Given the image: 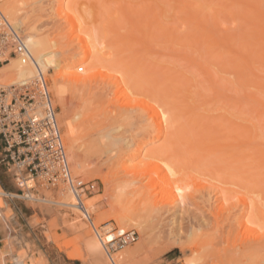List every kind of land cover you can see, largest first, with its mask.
<instances>
[{
  "label": "rangeland",
  "instance_id": "374dc122",
  "mask_svg": "<svg viewBox=\"0 0 264 264\" xmlns=\"http://www.w3.org/2000/svg\"><path fill=\"white\" fill-rule=\"evenodd\" d=\"M68 1L64 0V4ZM22 3L25 11L33 9L27 15L37 33L54 37L62 46L69 42L68 38L73 36L70 24L51 9L54 0H22ZM118 5H122L132 23H127L126 17L118 12L119 21H112L115 30L102 37L107 50H111L102 62L122 67L130 79L161 96L176 113L174 127L169 137L153 141V138L148 139L153 135L152 128L150 133L146 128L142 139V135H137L138 127L128 124L122 114H98L101 102L111 97L114 91L112 87L107 88L109 85L102 78L96 77L89 85L61 80L74 103L62 104L52 87L54 70L43 73L64 148L69 141L64 121L72 116L77 103L80 109L84 107L81 118L75 122L74 149L83 153L92 146L90 160L85 156H74L68 160L72 175L86 183L82 201L98 200V209L88 210L91 225L84 217L86 213L61 205V201L66 202L64 194L75 197L69 189L65 193L64 190L58 192V187L66 188L64 184L51 185L36 176V185L33 184L31 189L34 198H25L24 202L36 210L32 223L36 225L38 264H98L95 255L88 250L90 241L85 236L87 233L97 237L106 255L119 254L115 259L118 262L120 257V264H264L263 222H258L260 226L254 225L250 213L241 210L243 204L239 200L243 194L253 197V201L263 207L261 210L264 209V106L258 103L259 100L264 103V87H259L260 82H264V0H107L103 4L101 0H79L78 7L88 17L91 13L94 18H103L106 16L104 6L113 9ZM251 9L255 10L256 16L258 14L257 18ZM147 19L152 21L153 29L150 30L155 40L146 50L145 44L139 41L143 39L142 34L147 33ZM258 21L261 30L254 27ZM156 24L160 25L159 28H155ZM257 30L261 31V36L257 35ZM131 33L135 34L133 40ZM242 36L247 43L239 38ZM212 41L216 43L212 44ZM69 48L66 51L68 55L64 54L72 59H77L82 53V48ZM245 58H251L254 65L248 61L250 65L247 62L246 67L242 61ZM119 59L123 60L125 67L116 63ZM90 62L88 59L82 65ZM203 68H208L212 76L209 77ZM188 95L190 97H186ZM255 98L258 101L252 100ZM187 108L190 111L183 114ZM242 130L247 132L246 135ZM241 132L243 134L240 135ZM247 136L252 138L251 143H244ZM136 148L142 151L139 156L133 155ZM154 150H159L180 169L179 177H183L177 180L179 183H165L160 169L162 163L143 156V153ZM257 150L262 154L258 155ZM75 160L85 167L77 165ZM3 176L4 187H0V195L5 200L4 219L8 222L14 212L4 198L5 193L11 191L10 196H13L20 193V187L10 171ZM134 177L153 184L152 199L138 198L127 189L118 204L109 206L104 199L108 193L104 181H109V184L116 181L118 184ZM175 177L178 178L177 175ZM180 181L185 191L179 185ZM178 186L186 193L183 199ZM220 188L227 198L224 205L228 207V211L220 208L224 209L221 213L215 203L216 192ZM108 198L112 200V196ZM14 200L18 204L22 202V199ZM151 200L156 207H152ZM23 212L28 213L25 209ZM215 215L217 217L213 219ZM113 216L131 218L129 222L135 225L129 226L131 223H128L126 232L133 231L135 240L109 253L105 244L125 233L119 229ZM2 222L0 226H5ZM9 240L7 236L5 243ZM125 251L131 254H122ZM21 253H24L22 249L14 261L3 259L0 264H20Z\"/></svg>",
  "mask_w": 264,
  "mask_h": 264
},
{
  "label": "bare ground",
  "instance_id": "6f19581e",
  "mask_svg": "<svg viewBox=\"0 0 264 264\" xmlns=\"http://www.w3.org/2000/svg\"><path fill=\"white\" fill-rule=\"evenodd\" d=\"M106 1L107 0H101V3L103 4V2H106ZM54 3L55 4L52 5L51 9H54V11L58 15V17L64 18V20L70 24V32L73 34L72 37L68 38L69 42L67 44H65V46L59 45L60 42L58 40H56L54 37L42 36L36 32V29L34 28V26H32L29 23V16L27 15V12H29V11L33 12V9H31L29 11H25L26 7L22 3V0H0V9H1L2 13L4 14V16L7 18V20L14 27L21 29L22 35L24 38V42H25V44H26V46H27V48L31 54L30 60L27 62L22 63L20 60H18L16 58H11L8 63H4L2 66H0V80L4 81V82H8V83L9 82H16V81H20L23 79L33 77L37 73V70H40L42 73H45V72H50V69H53L55 72V75L52 79L53 80L52 87H54V95L57 97V100L60 101V103H62V104H70V103L74 104L72 102L73 100L71 99V96L67 95L65 87H64V85H62L60 83V81L66 80V81L72 82L74 84H77V83L86 84L87 83V85H89V83L92 80H94L96 77L97 78L100 77V78H102V80L104 82L105 81L107 82V83L105 82V84H107V86L109 85L107 88L111 89V87H112V88H114V91L112 92L111 97H108L104 101L101 102V104L99 106L100 108L98 109V111H99L98 114H122L123 119L128 121V124H130L133 128L138 127L137 129L139 130V132L137 131V135L138 134H140V136L142 135V139L145 136L143 132H145L146 128H148L147 129L148 131H146V132L150 133V131H149L150 128H152L151 130L153 131V135L148 137L149 140H151L153 138L152 139V141H153L154 139H160L162 137H164V138L169 137V134L172 133L171 130L174 127V122L176 120V113H175L174 109H171V107L169 105H167V102H165L162 99V97L159 96L153 89H150L149 87L144 86L143 84H141L140 82H138L135 79H130L127 76V72L124 71L122 67H119V66L114 65V64H105L102 62V60L106 58V55L111 53V50H107V45L105 43V40L102 39V37L105 36V34H107L109 31L115 30V23L112 24V21L114 20V21H116V23L119 21L118 12L122 13V15H124L126 17V13L122 10L123 8H121L122 5H118V7L113 8L114 10L110 7L104 6L103 9H104V12H106V16L103 18L102 17L101 18H94L93 14L90 13V17H88L79 9V7H78L79 0H69L68 3H65V4H64V0H54ZM253 7H255V6H253ZM255 9H256V7H255ZM4 11H6L7 16L5 15ZM131 11L134 13V10H132V8H131ZM249 11H250V9H249ZM252 12L254 13V16H256L255 10H252ZM253 13H252V15H253ZM148 14L149 13H147V15ZM152 16H153V12H152ZM257 16H258V14H257ZM257 16H256V18H257ZM153 18H154V16H153ZM253 19H255V18H253ZM125 20L127 23H129V22H130V24L132 23L131 22L132 19L130 17H129V19H128V17H126ZM96 22H99V24L96 25ZM151 22L152 21H149V19L146 20L145 29L147 30V33L142 34L143 39H141V41H139L140 43L142 42V44L143 43L145 44L146 50L148 49V46H150L153 43V40H155L154 39L155 38L154 33L152 30H150V29H153V28H151V26H152L150 24ZM214 23H215V21H214ZM256 24H258V25H256ZM132 25H131V27H132ZM155 26H157L155 28H159L160 25L158 26V24H156ZM257 26L258 27L260 26L259 21H258V23L257 22L254 23V27L258 28ZM203 28H204V26H203ZM201 30H203V29L201 28ZM205 30H204V32H205ZM260 30H261V28H260ZM138 31L141 32L140 30H138ZM150 31H151V33H150ZM257 31H255L256 34H257ZM258 32H259V34H257V35L261 36L262 35L260 33L261 31H258ZM134 35L135 34L132 35V33H131V36H130L131 40H133L132 36H134ZM167 35L170 36L169 34H167ZM257 35H254V36L257 37ZM210 36H212V35H210ZM207 37H209V35H207ZM239 38L240 39L242 38V40L245 39L244 36L239 37ZM225 39H227V38H225ZM262 39H264V38L262 37ZM211 40H213V39H211ZM135 41L138 42L137 40H135ZM246 41L247 40L245 39V42ZM241 42H244V41H241ZM213 43H214V41H212V44ZM215 43H216V41H215ZM70 46L71 47L76 46V47L82 48V53L77 59H72L69 56L68 57L65 56V54H67L66 51L70 49L69 48ZM246 49H248V48H246ZM250 49H248V50H250ZM252 52H254V50ZM62 54H64V55H62ZM88 59H91L90 64H88L86 66L82 65ZM250 59L245 58V60H242V61H244L245 64H247L246 67H248V63H249L248 61H250V63L253 64V60H250ZM116 63H121L122 66L125 67V63L121 59H119ZM250 63H249V65H250ZM70 68H74V70H72V69L70 70ZM204 70L206 73L208 72L207 75H210L209 77L212 76L210 74V72L208 71V68H205ZM81 72H83V73H81ZM44 79H45V77H44ZM45 81H46V79H45ZM263 83L260 82L259 87L260 86L264 87ZM87 85H85V86H87ZM82 86L83 85H81V87ZM47 88H48V85H47ZM48 91H49V89H48ZM68 97H70V98H68ZM186 97H190V96L188 95ZM251 98H254V97H251ZM257 98L252 99V100L258 101ZM51 100H52V98H51ZM262 102L263 101H261V100L258 101L259 106H261V107L264 106L263 105L264 103H262ZM77 104L75 105V108H73V110H72V116L70 118L65 119V121H64L65 134L67 135V139H69L68 144L65 147V151H66L67 157L69 159H74V156H79L80 158H83L85 156V158H89V160H90L91 151H89V150L92 147L91 145H90L91 147L88 148L89 150L86 149V151L83 153H79L78 151H76V149H74V146H75L74 144L76 142V139L74 137H75L76 132H77L75 122L81 118V116H82L81 113H82V110L84 109L83 106H82L83 109H80V106H78ZM189 111H190L189 108H187L183 114H186ZM252 126L254 127V125H252ZM246 129L245 130L248 131V128H246ZM246 133L247 132H244L245 135H246ZM241 134H243V133L241 132L240 135ZM146 135H148V134H146ZM248 135H250V134H248ZM246 139L247 140H245L244 143H249V142L251 143L252 138L250 136H247ZM149 140H148V142H149ZM225 146H230V145H225ZM141 153H142V151L139 148H136L133 155H138ZM147 153L146 152L143 153V156L145 158L146 157L148 159L150 158L153 161L155 159L156 161L158 160L162 163V168H160V169L164 173L165 183H166V181L169 183L171 181H174V184H175V182H178L179 180L182 179L183 176L179 177L180 176L179 175L180 169L178 167H176L171 161H169V159L167 160V158L165 156H163L159 150H157V151L154 150V151H150L148 154ZM256 153L258 155L262 154V152L260 150H257ZM257 158H258V156H257ZM260 158H263V157H260ZM262 162L264 163V160ZM75 163H77V165H79V166L81 165L82 167H85L80 162L78 163L76 161ZM153 163H155V162H153ZM146 166L147 165H145V168H146ZM176 175L178 178L175 177ZM173 179H175L176 181ZM24 181L25 182H24L23 188L26 191L25 192L26 198L32 200L34 198V194H32L31 187H33V184H35L34 183L35 179L29 178V180H24ZM119 181H121V180H119ZM124 181H122V183L120 182L121 184L120 183L117 184L115 181L114 182V184H116L115 186L112 183L109 184V181H107V180L104 181V182H106L104 184L105 185V191H108V193L104 196V199L107 201V204H109V206L111 205L114 207L115 205H112V204H114V203L118 204L120 202L123 194L125 193V191L127 189L130 192L134 193V195H136L138 198L146 197V199H152L154 193H153V190H151V186L153 184L150 183V181L144 183V182H141L136 177H134L130 180H124ZM185 183H188V182H185ZM16 185H17V183H16ZM179 185L183 189L184 185L181 184V181H180ZM188 185H190V184H188ZM17 186H19V184ZM167 187H168V185H167ZM20 188H22V187H20ZM58 188L60 189L58 192H60L61 190L62 191L64 190L63 193L68 191L67 187L65 188V187L60 186ZM184 188L187 189V186ZM182 189H180V187L178 189L181 192V196L179 195L181 197V199L186 197V196L184 197V193H185L184 191L185 190L183 189L184 190L183 191ZM214 189H213V191H214ZM222 190L223 189L220 188L216 192L217 195L215 194L216 200H217V201L215 200V203H217V206L219 205V207L217 209H219L218 212H220V213L225 208H226V210L228 209V207H225L226 205H224V202L227 198L225 197V194L223 193ZM243 195L241 197L239 196L240 203L243 204V205L240 204L241 206H243V208L241 210H243V212L248 211V213H250L251 217L248 214H247V216H249L251 218V221L253 224L255 223L254 225H258L259 224L258 222H260L261 224L263 222V224H264V213L262 212L264 209L261 210L263 207H261L260 204H259L260 206H258V204L256 203L257 201L256 200H255V202L253 201V199H254L253 197H252L253 198L252 199L250 196H247V195L243 196ZM64 196H66L67 199L65 198L66 202L61 201V205L69 206L73 210H76L77 212H79L81 210L80 211L81 213L84 212V213H86V215H88L89 214L88 210L91 209V210L95 211L98 209V206L96 204L98 202V200L88 199V201L87 200L82 201L81 197H79L80 200H78L76 197L70 196L69 194L68 195L64 194ZM109 196H112V200L108 198ZM22 197L23 196H21V198ZM38 199H40V197ZM181 199L179 201L183 202V200H181ZM74 200H75V202H74ZM2 201L3 200L0 197V222L3 221L2 220V213H1ZM40 201H44V199H41ZM78 202H80L82 204V206L78 205ZM57 203H60V202L57 201ZM151 203L153 204L152 207H156V203H154L153 200H151ZM223 205H224V207H222ZM48 208H50V207H48ZM220 208H224V209L220 210ZM214 210H215V208H214ZM76 211H74V212L77 214ZM215 214H217V213H215ZM220 215L221 214H219L218 216H220ZM215 217H217V215H215L213 219H215ZM113 218L115 219L116 223L119 225V229L123 232L124 231L126 232L128 225H129L128 223H131V222H129L131 220V218L128 216H123V217L113 216ZM227 218H228V216H227ZM243 219H245V218H243ZM248 221H249V219H248ZM241 223H242V220H241ZM247 223L248 222L246 221V224ZM249 224H251V223L249 222ZM261 224H259V226ZM263 224L261 226H264ZM131 225H135V223L134 224L131 223L129 226H131ZM247 226H248V224H247ZM3 227L4 226H2L1 228H3ZM244 227L247 228L246 226H244ZM212 228H213V226H212ZM256 229H257V227H256ZM216 230H217V228H216ZM262 230H264V229H262ZM262 230H260V233ZM260 233H259V235H260ZM255 234H256V232H255ZM85 236H86L87 240L90 241V244H88V250L90 251L91 254L93 253L92 255H95V258L97 259L98 264H100L101 262L103 264H120V261H121V260H119L120 257H118V262L116 261V259H117L116 257L119 256V254L118 255L117 254L106 255L103 248L101 247L100 242L96 239L97 237L95 235H93V234L91 235V234L87 233V235H85ZM252 236H253V234H252ZM253 239H254V237H253ZM255 240H257V239H255ZM174 242H175V240H174ZM130 252H132V250ZM130 252L125 251L122 254L129 256L131 254ZM247 254H246V257L247 256L250 257ZM4 256H5L4 252L0 250V261H3ZM126 256H124V257L126 258ZM244 256H243V258H244ZM124 257H123V260H124ZM256 260H255V262H256ZM262 260H264V259H262ZM99 261H101V262L99 263ZM189 263H191V262L189 261Z\"/></svg>",
  "mask_w": 264,
  "mask_h": 264
},
{
  "label": "built area",
  "instance_id": "2783aa9c",
  "mask_svg": "<svg viewBox=\"0 0 264 264\" xmlns=\"http://www.w3.org/2000/svg\"><path fill=\"white\" fill-rule=\"evenodd\" d=\"M30 57L21 29L14 27L0 9V66L11 58L24 63ZM0 148L1 161L19 187H24V180L39 176L51 185L64 184L78 200L85 193L86 183L71 173L55 108L40 70L20 81L0 80ZM25 192L20 188L24 198ZM78 205L82 206L80 202ZM84 217L92 225L90 215ZM134 240V232L128 231L105 245L113 253Z\"/></svg>",
  "mask_w": 264,
  "mask_h": 264
},
{
  "label": "crops",
  "instance_id": "0c3cea01",
  "mask_svg": "<svg viewBox=\"0 0 264 264\" xmlns=\"http://www.w3.org/2000/svg\"><path fill=\"white\" fill-rule=\"evenodd\" d=\"M3 156L2 149L0 148V187L3 188L4 173H8L9 170L4 162L1 161ZM11 181V179H9ZM4 198L7 199L10 208L14 212V216L6 222L4 219V211L6 209L5 200L2 198V220L5 222V226H0V250L4 252L3 259L6 262L14 261L17 258L18 251L22 249L25 253H21L22 260L20 264H38L36 257V225L32 223V217L36 214V210L24 202L25 198H21L20 193L12 194L11 191L6 192ZM15 195V196H14ZM18 196V197H17ZM14 199H22V202L18 204ZM25 209L28 213H24ZM4 229V230H3ZM10 239L8 243H5V239ZM5 246V247H4ZM42 250V249H41ZM21 258V256H20Z\"/></svg>",
  "mask_w": 264,
  "mask_h": 264
}]
</instances>
